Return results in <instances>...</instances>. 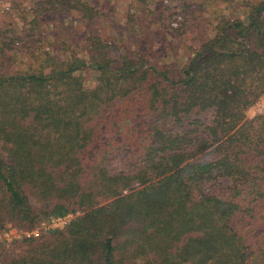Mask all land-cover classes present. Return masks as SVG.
I'll use <instances>...</instances> for the list:
<instances>
[{"label":"trees","instance_id":"1","mask_svg":"<svg viewBox=\"0 0 264 264\" xmlns=\"http://www.w3.org/2000/svg\"><path fill=\"white\" fill-rule=\"evenodd\" d=\"M45 3L97 16L89 0ZM128 59L94 60L90 90L74 65L0 80L4 215L82 213L12 264H250L264 225V114L246 111L264 95V1L176 72Z\"/></svg>","mask_w":264,"mask_h":264},{"label":"rangeland","instance_id":"2","mask_svg":"<svg viewBox=\"0 0 264 264\" xmlns=\"http://www.w3.org/2000/svg\"><path fill=\"white\" fill-rule=\"evenodd\" d=\"M262 1L89 0L97 12L95 18L89 19L78 11L53 13L46 0H0V80L10 75L49 74L56 68L74 65V74L90 90L98 85L100 78V71L93 65L95 61L110 60L117 68L128 58L158 70L176 72L227 21L248 23L250 12ZM236 33L234 38L238 37ZM238 40L242 42V38ZM259 114H264V95L246 111L248 119ZM198 116L210 122L212 111ZM194 118H187L177 130L195 128ZM204 136L211 141L209 136ZM126 151L119 153L117 161L109 165L122 169L120 160L129 159ZM218 182L230 184L227 178H219ZM2 196L1 190L0 199ZM5 212L0 205V264H12L15 259L23 258L31 247L30 242L52 241L82 215L70 212L29 224L7 217ZM262 227L256 245L249 250L255 253L250 264H264ZM36 231L40 233L38 236L34 234Z\"/></svg>","mask_w":264,"mask_h":264},{"label":"built area","instance_id":"3","mask_svg":"<svg viewBox=\"0 0 264 264\" xmlns=\"http://www.w3.org/2000/svg\"><path fill=\"white\" fill-rule=\"evenodd\" d=\"M34 234H35L36 236H38L40 233H39V231H36V232H34Z\"/></svg>","mask_w":264,"mask_h":264}]
</instances>
